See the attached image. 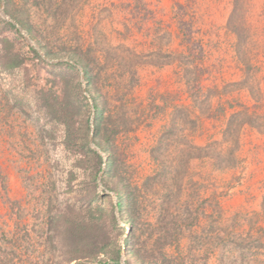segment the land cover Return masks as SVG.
I'll return each instance as SVG.
<instances>
[{
  "label": "rangeland",
  "instance_id": "374dc122",
  "mask_svg": "<svg viewBox=\"0 0 264 264\" xmlns=\"http://www.w3.org/2000/svg\"><path fill=\"white\" fill-rule=\"evenodd\" d=\"M9 2L14 13L1 0L0 16L27 20L49 58L79 47L94 59L85 94L92 104L97 88L105 107L96 139L108 138L130 184L163 172L141 192L135 226L144 239L165 235L159 264H264V0ZM17 29L0 23V264H35L47 210L82 181L70 165L85 156L88 115L72 112L68 139L48 106L62 91ZM15 54L24 63L8 72L1 60ZM182 209L188 229L173 238L167 224ZM129 226L119 221L121 245Z\"/></svg>",
  "mask_w": 264,
  "mask_h": 264
},
{
  "label": "trees",
  "instance_id": "16d2710c",
  "mask_svg": "<svg viewBox=\"0 0 264 264\" xmlns=\"http://www.w3.org/2000/svg\"><path fill=\"white\" fill-rule=\"evenodd\" d=\"M5 1V11L9 12L11 10L10 2L9 0ZM11 12L14 13L12 10ZM13 17L17 19L15 15ZM17 21L30 33L32 27L27 20L17 19ZM0 23L4 27L16 28L13 23L1 16ZM17 34L22 36L18 29ZM30 35L39 42L47 56L57 55L47 50L39 37H35L33 33ZM29 48L34 59L51 68L50 73L54 78L52 85H57L59 94L62 91L63 96L62 94L61 96L49 94L51 102L48 106L51 107V113L56 117L57 122L62 121L60 123L64 126L68 139L74 133V130L71 129L72 122H70L72 112L81 113L83 117L85 114L88 115L85 123H82L81 142H78V146L83 150L85 156L82 160L70 165V168L81 171L82 181L77 182L72 196L67 197L64 202L61 201L60 207L47 210L44 255L39 251L37 234L36 239L33 238L32 241V252L36 253L33 257L35 264H159L161 261L157 252L165 235L161 234L153 241L148 238L144 239L136 235L135 226L141 192H147L152 182L160 178L163 172H158L153 177H146L141 185L132 186L123 176L126 173L123 162L110 151L111 144L108 142V138L105 136L104 142H99L96 139L100 135V120L104 117L105 107L98 104L100 94L97 88L94 90L95 92L93 91L94 93L92 92L94 102L92 104L85 94L87 90L85 88L83 90L84 82L86 86L97 84V74L93 71L95 62L88 52H82L79 47L70 48L66 50L65 55L73 62L48 63L35 48L30 46ZM19 57L18 54H15L7 59L3 58L1 60L3 69L9 72L13 68L20 67L24 63V58ZM78 65L82 67V70L78 68ZM87 89L90 90V88ZM91 115L94 125L92 141L101 150L108 153L106 157L90 145ZM73 143L76 142H65L64 144L70 147ZM99 184L114 192L113 195L107 191H99ZM172 192V189L169 190V193L165 194L166 198H171ZM51 200L54 199L51 198ZM186 212L187 210L182 209L181 217L179 215L176 216L178 218L172 217L167 224V231L173 238L178 232L181 233L188 229ZM120 220L130 223V226L125 229L127 234L129 233V240L122 245L117 238Z\"/></svg>",
  "mask_w": 264,
  "mask_h": 264
},
{
  "label": "water",
  "instance_id": "95a60500",
  "mask_svg": "<svg viewBox=\"0 0 264 264\" xmlns=\"http://www.w3.org/2000/svg\"><path fill=\"white\" fill-rule=\"evenodd\" d=\"M1 14H2V16L6 19V20H8V21H10L11 23H13V25H15V26H17L18 28H19V30L21 31V33L23 34V36L25 37V39H26V41L28 42V43H32V44H34V48L38 51V53L40 54V56L46 61V62H48V63H57V62H61V61H70V62H73V61H71L70 59H68V58H53V59H51V58H49L46 54H45V52L41 49V47L30 37V36H28L27 34H26V32H25V30H24V28L22 27V26H19L18 25V23L14 20V19H12L11 17H9L7 14H6V12L4 11V9L2 8L1 9ZM82 80H83V82H84V74L82 73ZM84 88H85V82H84ZM90 145H91V147L92 148H94V149H96L97 151H100V153H101V150L93 143V141H92V137H90ZM99 179H100V176H99ZM115 197V196H114ZM117 214H118V211H117ZM123 264H125V263H123Z\"/></svg>",
  "mask_w": 264,
  "mask_h": 264
}]
</instances>
